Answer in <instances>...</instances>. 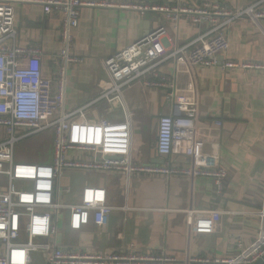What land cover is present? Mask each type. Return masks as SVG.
<instances>
[{"label": "crops", "instance_id": "crops-1", "mask_svg": "<svg viewBox=\"0 0 264 264\" xmlns=\"http://www.w3.org/2000/svg\"><path fill=\"white\" fill-rule=\"evenodd\" d=\"M98 1L167 6L218 2L240 9L257 0ZM14 10L17 45L40 48L42 75L52 78L61 48V16L45 14L42 6L35 4H17ZM160 26L167 30L164 45L168 52L206 31L204 25H192L187 20L174 24L162 14L140 15L118 7L81 9L78 26L73 30L72 53L83 62L68 70L66 108L89 105L86 117L94 122L99 117L121 118L116 103L96 102L98 84L106 79L101 61ZM227 38L229 48L219 56L218 66L195 67L191 73L198 93L197 139L205 155L216 157L213 167L227 173L222 194L215 193L208 177L68 171L72 180L66 184L70 193L66 195L69 203L65 204L78 203L84 187H102L113 211L103 228L90 221L78 232L68 228V211H64L58 224L57 245L83 252H164L174 259L167 264H187L191 259L233 257L257 238L264 225L259 216L264 213V71H225L221 62L264 64V21H239L228 29ZM160 73L175 80L180 89L190 81L185 73H176L172 63L163 65ZM168 90H150L134 83L123 91L132 126V165L162 160L155 142L158 119L162 112H170L165 99ZM217 121L221 126L215 124ZM173 162L189 165L185 156L173 157ZM211 212L220 214L213 228L209 227ZM39 258L30 264H44Z\"/></svg>", "mask_w": 264, "mask_h": 264}, {"label": "built area", "instance_id": "built-area-1", "mask_svg": "<svg viewBox=\"0 0 264 264\" xmlns=\"http://www.w3.org/2000/svg\"><path fill=\"white\" fill-rule=\"evenodd\" d=\"M17 4L40 5L45 14L61 16V48L55 60V74L50 79L42 75L40 48L16 43ZM97 6L130 9L140 15L162 14L174 24L187 20L192 25H204L206 31L168 52L164 45L167 30L160 26L103 59L106 79L98 84L96 102L116 103L122 117H99L94 122L86 117L89 105L69 110L65 100L68 70L83 62L72 53L73 30L78 26L80 10ZM242 20L255 24L264 21V0L240 9H230L218 2L167 6L117 5L98 0H0V264H30L36 257H41L44 264L174 262L164 252H83L57 245L58 224L64 211H68V228L73 232L90 221L103 228L113 211L102 187H84L78 203H60V198L70 193L69 187L61 185V179L64 171L208 177L215 193L222 194L227 173L213 167L216 157L205 155L197 139L198 93L191 73L195 67L219 65V56L229 48L228 29ZM167 63L175 66L176 73L190 77L184 89L160 73ZM221 68L264 71V64L224 60ZM134 83L150 90L170 88L165 93L170 112L159 117L157 126L155 150L163 160L160 165L131 164L132 126L123 91ZM215 124L221 126L219 121ZM46 131L53 140L52 164H36L34 157L15 162L16 144ZM4 136L7 138L3 139ZM179 156L189 159V165L175 164L173 157ZM259 216L264 221V213ZM210 217L209 227L213 228L220 214L211 212ZM263 256L262 224L257 238L235 256L191 259L187 264H254Z\"/></svg>", "mask_w": 264, "mask_h": 264}, {"label": "rangeland", "instance_id": "rangeland-1", "mask_svg": "<svg viewBox=\"0 0 264 264\" xmlns=\"http://www.w3.org/2000/svg\"><path fill=\"white\" fill-rule=\"evenodd\" d=\"M7 136H4L3 139H6ZM15 162H22L26 158H35L34 163L49 165L52 164L53 160V140L50 137V132L46 131L40 133L36 136H33L27 140L19 142L15 146ZM72 180L71 174L68 171L63 172L61 179V185L64 188L68 187L66 184ZM68 197L65 195L60 198V203H69ZM39 260L40 258L37 257ZM42 261V260H41Z\"/></svg>", "mask_w": 264, "mask_h": 264}, {"label": "water", "instance_id": "water-1", "mask_svg": "<svg viewBox=\"0 0 264 264\" xmlns=\"http://www.w3.org/2000/svg\"><path fill=\"white\" fill-rule=\"evenodd\" d=\"M168 106H169V104H168ZM168 114H169L168 111H166V112H162V113H161V116L168 115ZM155 163L158 164V165H160V164L163 163V160H161V161H156ZM254 264H264V256L261 257L259 260H257Z\"/></svg>", "mask_w": 264, "mask_h": 264}]
</instances>
